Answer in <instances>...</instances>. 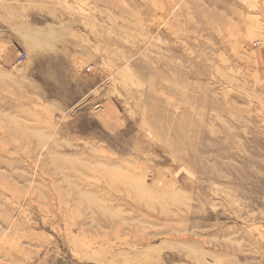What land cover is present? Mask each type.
I'll use <instances>...</instances> for the list:
<instances>
[{
    "label": "rangeland",
    "instance_id": "obj_1",
    "mask_svg": "<svg viewBox=\"0 0 264 264\" xmlns=\"http://www.w3.org/2000/svg\"><path fill=\"white\" fill-rule=\"evenodd\" d=\"M0 264H264V0H0Z\"/></svg>",
    "mask_w": 264,
    "mask_h": 264
},
{
    "label": "crops",
    "instance_id": "obj_2",
    "mask_svg": "<svg viewBox=\"0 0 264 264\" xmlns=\"http://www.w3.org/2000/svg\"><path fill=\"white\" fill-rule=\"evenodd\" d=\"M79 89H81L83 91V93H86V91L88 89V86L85 85V86H83L81 88L79 87ZM70 91H75L76 93H78V87L77 86H73V88H71ZM65 92H64L65 95H68L70 93L69 91H67V89H66ZM107 104H108L107 101H105V100L101 101L98 104V106H97L98 109L96 110L97 114L102 117L104 125L105 124H109L110 125V122H111L110 113L106 111Z\"/></svg>",
    "mask_w": 264,
    "mask_h": 264
},
{
    "label": "built area",
    "instance_id": "obj_3",
    "mask_svg": "<svg viewBox=\"0 0 264 264\" xmlns=\"http://www.w3.org/2000/svg\"><path fill=\"white\" fill-rule=\"evenodd\" d=\"M25 53H19L18 56H17V61L18 62H21L23 61V59L25 58Z\"/></svg>",
    "mask_w": 264,
    "mask_h": 264
}]
</instances>
